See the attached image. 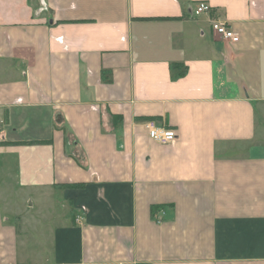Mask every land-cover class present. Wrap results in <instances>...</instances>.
I'll return each mask as SVG.
<instances>
[{
	"label": "crops",
	"instance_id": "1",
	"mask_svg": "<svg viewBox=\"0 0 264 264\" xmlns=\"http://www.w3.org/2000/svg\"><path fill=\"white\" fill-rule=\"evenodd\" d=\"M0 264H264V0H0Z\"/></svg>",
	"mask_w": 264,
	"mask_h": 264
},
{
	"label": "built area",
	"instance_id": "2",
	"mask_svg": "<svg viewBox=\"0 0 264 264\" xmlns=\"http://www.w3.org/2000/svg\"><path fill=\"white\" fill-rule=\"evenodd\" d=\"M210 11L211 5L205 1L200 2L196 8L197 14L209 13ZM212 28L215 33L226 39H229L233 42H238L240 40V36L230 28L226 21L214 19L212 22ZM144 126L149 137L160 144H173L178 138V133L174 128L161 125L155 119H149L145 121ZM165 214L166 211L161 209L155 216V221L161 224ZM79 219L80 217L77 218V220Z\"/></svg>",
	"mask_w": 264,
	"mask_h": 264
},
{
	"label": "rangeland",
	"instance_id": "3",
	"mask_svg": "<svg viewBox=\"0 0 264 264\" xmlns=\"http://www.w3.org/2000/svg\"><path fill=\"white\" fill-rule=\"evenodd\" d=\"M9 184H11L12 186H17L16 180L14 177H12V179L10 181H8L7 183L4 184V186H8ZM11 194L6 195V199L11 200L12 202H16V205L20 208H28V202L26 201V197L25 195L21 194L20 192L18 193V196L14 197V194L12 193V197L10 198ZM2 198V197H1Z\"/></svg>",
	"mask_w": 264,
	"mask_h": 264
}]
</instances>
